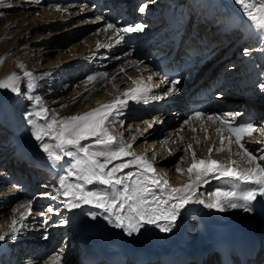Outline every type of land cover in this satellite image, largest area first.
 I'll return each instance as SVG.
<instances>
[{"label": "bare ground", "instance_id": "bare-ground-1", "mask_svg": "<svg viewBox=\"0 0 264 264\" xmlns=\"http://www.w3.org/2000/svg\"><path fill=\"white\" fill-rule=\"evenodd\" d=\"M48 1L49 0H0V4L3 6H8V8L14 7V9L20 8V10H18V13L20 14L19 18L16 20L10 19L6 24V31L8 28L12 27L10 28L9 32L14 31V35H17L19 36L18 38H20L21 35L25 36L35 28L40 30H45L46 28L58 29L65 19L62 16L59 20L56 19L58 15H61V12L60 10H57V4H50L53 1H58L60 3L64 0H51L50 4L46 6ZM70 1L72 2V5L76 3V0ZM89 1L93 2L92 9H94V7L96 8L97 5L99 6V2L101 0H84V2L81 1L79 6L88 7L87 2ZM4 2L6 3L2 4ZM140 2L143 3L142 5H147L146 10L143 13L136 9L138 7L133 6L139 5ZM122 6L125 7V10L127 11H122L119 21L122 19L121 23L123 22L125 24L124 26L127 27L131 25L133 19L135 20L137 18L138 20L141 18L140 24L145 25L143 31L131 32L127 35L124 33H122L124 35L116 34L109 38H104V33L102 32L98 38L88 37L83 45L73 44L74 46H72V49H70L69 52L67 51L68 53L66 54L65 51L57 47V49L50 48L48 53L39 50L38 47L40 45H45L48 47V45L51 46L54 43L58 44L62 40L56 36L54 38H49L47 34H42L38 35V37L35 39V41H39V39L42 40L39 43H33L30 45V47H28V44L24 45L27 51L21 58H16L17 51L19 49L17 50L15 48L18 45L15 41H9L4 44L1 42L0 59L3 60V63L0 64V79H3L8 74L15 72L20 77L19 87L22 86V83L29 84V81H34L36 83L37 87L32 88L33 97L37 95L40 96L42 98L43 107L45 105L46 97L49 94L53 95L51 98V104L56 105L53 107V114H57L58 118L77 115L90 111L101 104L111 102L127 89L133 87V80L135 79L144 80L149 86L156 85L158 84V80L156 79L157 73L161 71L160 77L163 79L167 78L169 81L170 79L168 77H171V75L165 72L166 67L170 64V68H174L177 64V61L181 57L180 55L185 53V50L182 48L178 49L176 52L174 49H172L173 30L181 28L180 31L179 29L178 31L183 33L188 28V32L191 33V40L199 36V32H202L201 36L204 38L203 43L195 46L193 54L187 57L183 62V70L180 71V75L175 78V80L187 83L189 78L181 76L182 72L184 69H187L188 66L194 64L198 59L204 57L205 60L201 62L202 69L197 74L199 76L201 72H206L207 70H210V72L208 76L203 78L202 83H199V85L195 86L201 87L202 91H194L195 93H192L184 98L189 94L188 91H190L191 85L188 83L186 86L187 89L185 90V92L188 93L184 92L183 96H180L181 93L179 95L178 91L174 95L171 93L168 96H164L165 91L168 92V90L172 87V84L169 81V83L163 84L167 86V89L164 92L161 91L162 88H160V84L159 87H153L152 90L155 89V91L151 90V92L147 93V103H145L143 100H129L127 107L121 110L122 115L120 117L113 116L109 118V120L111 119V122L114 123V129H111V133L113 134L120 130L121 126L118 125L121 124L123 119L128 120L129 124L134 123L131 122L133 120L129 117L128 111L134 112L135 110H141V108L143 109L146 106L153 105L152 107L156 108L154 111H158V113L150 115V118L142 122L143 124L140 128L141 131L138 133L130 132L128 138H125L122 135L123 133H120L116 141L117 144H119L121 141L124 143H131L133 137L136 138L141 134L143 141L140 143V145L138 144V147H135L132 144L130 151H134L137 154H146L147 159L153 161V167L158 177L167 179L169 185L172 187H180L189 181V173L184 171L182 176H176L173 171H170L169 169L167 170L166 165L159 164L161 162L159 157H162L161 155L165 154L169 148L173 150L179 144L177 140L178 138H167L168 135L165 130L163 131V129H161L157 131V126L159 125L161 119L159 118V111L161 112V110L164 109V115L175 116L176 114L179 115L183 112H181V106L185 105L183 108L185 113L183 114L188 115L190 110L185 108L189 105H202L203 102H205L203 97H199L198 94H207L206 87H210V78L213 75L218 74L217 76L220 79L219 85L222 86L228 82L225 90L231 89L228 93L223 92V94L228 96L230 95L233 98L238 97L240 100L244 101H239L242 102L240 104V109L236 110V108H234L231 112L241 114V112L248 109L244 114V119H249L253 113H255L254 118L259 114H262L261 116L263 119H257L260 124L259 127L261 126L260 129L258 128L259 133H262L261 130H264V126L262 127L264 124V91L259 88L256 89V94L253 93V95H251L249 93H244L246 95L245 96L243 95V90H240L243 87L244 79H247L249 75V73L246 75V77L241 75V73H246V67H244L245 64H247L251 69L252 77L254 79L250 82L248 81V83H264V50H261L264 49V42L261 41L257 30L252 27L250 20L244 14L241 7L235 3V0H202L198 3L197 0H120L115 4V6H111L110 4L111 9L116 7L115 11H119ZM132 7L135 8L134 11H138L136 16V12L132 11ZM111 15H114V13ZM132 15H134V18ZM244 21L248 22L250 27L245 28L242 23ZM162 22L164 25L166 24L165 27L161 25ZM29 23H32V25ZM173 24H176L174 28ZM213 26L215 27L212 28ZM14 27L16 29H14ZM155 29L156 31L160 30L161 32L157 33L156 37L152 39V36L155 35ZM120 36H123V39H120ZM222 37H226L229 42H218ZM147 39L151 40L148 41ZM186 42L188 45L186 48L188 51H190L194 45L189 48V41ZM212 46H214V49L221 48V50H217L216 52H213L212 55L205 57L206 53L212 49ZM231 47L234 48L232 54L239 50L238 54L236 53V57L231 55L232 57L230 58V56H228L230 52L229 49ZM33 49L37 51L35 54L32 53ZM55 49L57 50L55 59L47 61V54L51 53L52 50ZM240 49H242V51ZM245 49L249 50L248 55H245ZM156 50L160 51L158 55L164 57L163 61L157 64L151 59V57L156 55L154 54ZM126 53L127 55H125ZM171 54L174 55L169 59ZM61 55H65L63 60L58 58ZM149 56L150 58H148ZM108 59L110 60L109 62H107ZM232 59L233 65L238 67L241 71L237 73L235 70H233L231 73L225 74L223 67L229 65V61ZM144 60H147V63H145ZM21 64L23 65V68L19 66ZM77 66H79L80 69ZM121 68H123L124 71H120ZM32 69L37 70L34 72ZM230 69H234V67H230L229 70ZM89 70L91 73H94V75L91 73L88 74ZM25 71L30 72L32 76L25 77ZM82 71L84 72L83 74ZM101 73H107L108 75L106 77L97 75ZM75 74L76 76L79 75L83 77L87 74L86 78L81 81V84L78 83L80 85H75L73 81H68L71 76H74ZM149 75L152 76L151 81H147V77ZM162 75L165 78L162 77ZM55 76L56 79L61 78V82L59 84L58 80L56 83L53 81V77L55 78ZM88 76H97V78L93 82H88ZM205 83L207 86L204 90L203 84ZM67 86L71 87L70 91L67 90ZM54 87H57V93H54ZM43 90L45 93H43ZM59 91L62 93L66 92V94L63 96V94L58 93ZM156 96L163 97V99L157 100L152 98ZM251 97H256L257 100L252 99ZM169 98L173 100H169L168 103L164 101ZM175 98H177L176 101L174 100ZM23 100L24 99L21 98L20 93H13L10 89L0 88V133L3 135V133L9 132L11 135V138L9 137L10 140L7 141L8 143H6L9 145L7 147L8 149L0 152V168L3 170L1 173L4 172L7 177L14 179V182L19 184V186L16 185L18 186V189H8L5 186L1 187L3 180L0 182V198H2L0 199V205L5 203V201L10 200H17L15 203L17 206L26 205L27 202L31 200L29 196L31 192H34L36 189H41L43 192H39L37 190L36 198L44 199L43 201L45 203H43L42 206H46V210H48L49 206L56 210L54 212L48 213V217L53 218V216L59 215L62 217L63 221H66V223L71 222V228L69 231L70 240H66L65 242L72 245L71 250L73 253L67 252L66 245L62 246L60 264H62V262H66V264H155V256H161L162 252H168L166 257L174 261L175 264H214L210 255H207L205 258L202 257L196 262L184 260V255L186 253H192L193 255L199 257L203 252V245H208L210 241H213L229 230H245L255 232L259 236L262 246L256 257L248 262V264H264V214H259L257 210L258 205L264 206V197L260 196H258L257 199L253 201V211L251 212H245L242 209H230L226 206L225 211L221 212L217 209L207 208L204 204L195 202L189 203L181 210V213L177 217L174 225L171 228V231L164 232L161 231L156 225L145 224L140 229V236H137L133 233L130 236L131 238H128V240L131 241L130 243L123 242L125 235L117 232L118 229L106 219L105 225L109 229L108 234L115 235V237L112 236V238L114 237L113 239L111 238V240H109L107 234L103 232V228L86 224L89 221V216L81 211V207L69 208L65 206L64 202L69 198L64 197L61 194L63 190L59 184L60 177L66 176V182L70 184L80 183L81 181L75 175H73V179H68V175L64 170V163L62 164V160L54 162L49 159L48 155L43 150H36V145H41L42 143L54 144L55 141L50 137H44L43 141H37L35 137L28 133V119L39 117L35 115L27 117L24 115L22 118H20L19 115L15 114L13 109L15 103L21 102L20 105H23ZM231 102L232 101L225 103V105H222V107L229 106ZM239 102H237L236 105L239 104ZM31 103L32 107L30 112L35 113L39 106L35 104L34 99L31 100ZM219 105L221 104L219 103ZM170 106H173V108L166 111L165 108ZM175 108H177V110H175ZM53 114L49 115L48 112L49 117H51ZM134 115L138 114L132 113V116ZM207 117L208 115H204V117L199 120L195 119L194 117H190L189 123L186 124L188 129L191 130V133H187L186 137L184 133H182L183 135L180 138L181 141H179L183 142L184 146L188 147L189 144L193 146L192 149L188 150L189 155L191 156L192 151H194L198 160H206L210 156L212 160H216L221 163H230L235 161L233 167L237 168L238 170L255 167V164H249L247 161L240 164L238 163V159H234V157L237 156L235 151L237 148H239L235 142L232 144L234 146L231 147V150L234 149V152L222 157H230V159H226L228 161H222L219 155H223L224 152L226 153L230 151V144L228 143L227 139L224 141L226 142V151L217 152V150H214V153H209V148H213L216 144V149H218L221 143L218 140L215 141V124H212V122L209 121ZM238 117L239 116L236 118ZM175 119L177 118L174 117V120ZM241 120V117H239L238 121ZM153 121L156 122H154V126L150 128L148 127V124L145 123H153ZM108 123V121L105 122V127H107ZM177 124L180 125L179 121ZM235 125L239 124L235 123ZM137 126L138 124L136 123L135 128ZM145 129H147V131H145ZM169 129V131L173 130L171 126ZM192 129H195L196 131H193ZM184 131L186 132V130L183 129L182 132ZM194 133H197L195 134L196 137L200 135L199 138L201 141L203 139V144H200V148L198 147V149L202 148L203 152L201 151L202 153L199 152V154L196 149L197 143L193 145V142L189 140L190 137L192 138ZM205 133L209 135L208 138L205 137ZM259 133L248 136L246 142H244V146L247 149H253L258 146V142L260 140H263L261 143L263 154L261 151V155L258 153L256 162L260 163L261 166L264 167V161L259 160V157L264 155V134H261L262 137L260 138ZM178 134L180 133L178 132ZM220 135L221 134H218L219 140ZM222 135L227 137L230 135V133H228L226 130L222 133ZM94 140V137H89L86 140H82L81 145L93 146V150H99V148L94 146ZM232 140L235 141L234 136L232 137ZM3 148H5V146ZM242 150H240V152L238 151L240 153L238 156L244 155L241 154ZM63 158L66 159V157ZM129 159H132V157H122L120 159L113 160L110 168L115 167L117 164H123ZM188 163L189 167L192 163V158L188 159ZM69 171H71V168H69ZM139 171H141V169H139L136 165H131L128 168H122L121 171L117 173V176L123 177L127 176L129 172L133 173V175L125 181V183L127 182L128 184H131L133 180L137 179V173ZM40 178H42L43 182L38 184L37 181ZM204 179H206L207 182L199 183L194 200L203 199L206 202L209 200L207 194H201L203 191H205V188H207L209 184H223L224 182H228L230 188H234L238 192L247 191L250 188L255 187L253 184L240 181L235 177L219 176L218 173H210ZM98 184L99 182L94 181L92 184L85 185V188L86 190H98L100 188H98ZM35 186L36 188L34 189ZM121 187L122 186L119 185L116 186L117 189ZM49 195H51L50 200L48 199ZM153 195L160 197L161 199H167L164 190L155 186H151V194L148 196V199L151 200ZM38 205V203L35 204V202H32L31 210L33 209V206L36 207ZM3 207L0 206V215L4 210H2ZM23 208L25 210L24 212H26L27 209L25 207ZM62 209L65 210L64 213L62 212ZM33 213L35 212L32 211V215ZM98 213H100V216L102 217L106 216L105 213H101V211H98ZM158 223L164 224L166 222L161 220L158 221ZM64 224L60 226V228H63V226H65ZM26 235L27 234L22 232L17 234L16 238L12 239L14 244L13 247H10V244H7V241L9 243V240H11L8 237L5 238V240L0 241V250L3 251L4 256L7 255L9 251H11L10 255L12 258H15L17 254H21L23 252H29L30 255L33 251L37 250V247H41L40 242H31L32 244L30 245L28 244L29 242H25L26 239H23L22 237ZM137 240L142 241L138 242ZM152 254H154V256H151Z\"/></svg>", "mask_w": 264, "mask_h": 264}, {"label": "snow or ice", "instance_id": "snow-or-ice-1", "mask_svg": "<svg viewBox=\"0 0 264 264\" xmlns=\"http://www.w3.org/2000/svg\"><path fill=\"white\" fill-rule=\"evenodd\" d=\"M243 10L244 14L248 17L252 27L257 30L260 35L261 41L264 42V0H235ZM147 5H142L139 11L143 13L146 10ZM57 10H62L57 6ZM66 11V9H64ZM102 17H97V20H102ZM145 25L136 24L134 26H127L122 29L116 28L115 25L109 23L106 29H112L116 34L131 33L143 31ZM123 39V36H120ZM264 50V49H261ZM245 55L249 54V50H244ZM127 55V53L125 54ZM3 60L0 59V64ZM23 68V65H19ZM120 71H124L123 68ZM101 77H106L107 73L97 74ZM25 77H31L30 72H24ZM97 76H88L87 81H95ZM131 79V78H130ZM152 76L147 77V81H151ZM20 77L17 73L13 72L0 79V88L10 89L13 93H20L19 87ZM161 83H169L167 78L163 79ZM172 87L168 92L164 93V96H168L173 92L178 91L176 85L178 80L170 82ZM29 87H37L34 81H29ZM153 87H159V85L149 86L144 80H133V87L127 89L120 96H117L109 103L101 104L90 111L58 118L57 114L48 116L49 110L42 105V98L40 96L30 97L34 99L35 104L39 106L35 113H26L27 117L35 115L45 122L37 124L33 120H29V123L35 124L33 129V136L37 141H43L44 137H50L55 141L54 144L42 143L41 147L43 151L48 155L49 159L58 162L63 157H72L73 162L71 164V171L67 175L78 176L80 183H67V177L62 176L59 179V184L64 197H68L64 203L66 207L78 208L81 204H93L95 207L103 209L108 215L105 219L109 220L116 228L123 229L128 235H132L135 232H139L145 225H156L161 231H171L177 217L180 215L181 210L185 208L189 203L204 204L207 208L217 209L218 211H225V206L230 209H242L245 212L253 211V201L258 196L264 197V167L260 163H257V157L249 152L244 144L241 142L242 136H251L257 129L252 123H242L234 125L235 118L240 113L227 112L222 115H209L207 119L213 122H219L221 127L216 129L220 135L221 147L215 149L217 151H223V142L227 139L228 143H233L232 137H235V143L240 148L244 149L245 155L248 157L247 162L249 164H255V167H249L243 170H238L233 167L235 161L230 163H221L216 160H212L209 156L208 159H197L196 153L192 151L191 165L185 170L177 168V171H187L190 179L187 183L180 187H172L169 185L167 179L158 177L153 167V161L147 159L146 154H137L134 151H130L132 148L131 143H124L121 141L117 144L116 137L111 133L110 129L105 127V122L110 117L121 115V110L127 107L129 100H143L148 102L147 93L151 92ZM259 88L264 91V83L259 84ZM153 99H163V97L156 96ZM203 112L194 113V118L199 120L204 117ZM156 122V121H153ZM148 127H152L151 122H145ZM189 123V121H185ZM195 131V129H192ZM227 130L230 133L225 137L222 133ZM147 131V129H145ZM264 134V130H261ZM89 137H94V146L99 150H93V146L81 145L82 140H86ZM136 138L133 137V140ZM192 145H188V149H192ZM214 149L209 148V153ZM230 150V149H229ZM122 157H132L123 164H117L115 167L109 168V164L113 160L120 159ZM259 160L264 161V156L259 157ZM131 165H136L141 171L137 173V179L133 180L131 184L125 183L133 173L129 172L127 176L118 177L117 173L122 168H128ZM210 173H218L223 177H235L240 181L251 183L256 187L250 188L247 191H236L234 188L231 190H225L217 188L214 192L209 194V200L206 202L203 199H195L197 193V187L200 182L206 183L204 179ZM94 181L99 182L101 185L108 186L113 191L104 190H86L85 185L92 184ZM122 186L117 189L116 186ZM151 186L162 188L167 196V199H161L155 195L149 200L148 196L151 194ZM56 198V197H53ZM32 201L29 200L25 207L27 212L20 214V219H13L9 225V232L0 234V241L9 239H15L17 234L22 231L23 221L26 216L32 215L31 212ZM49 213L54 212L51 206H49ZM95 219V214H91ZM165 221L166 223L160 224L158 221ZM21 227L18 228L17 224ZM65 223V221H61ZM48 264H60V256L56 255L50 259Z\"/></svg>", "mask_w": 264, "mask_h": 264}, {"label": "rangeland", "instance_id": "rangeland-1", "mask_svg": "<svg viewBox=\"0 0 264 264\" xmlns=\"http://www.w3.org/2000/svg\"><path fill=\"white\" fill-rule=\"evenodd\" d=\"M50 1L51 0L48 1V3L46 4V6L50 4ZM119 1L120 0H104V3L101 6V9H100V5L99 6L97 5L96 8L94 7L95 10L92 9L93 2H90V1L87 2L88 7L82 6L83 8L81 6H79L81 4L79 2L72 5L71 4L72 2L70 0H64L63 2H60V3L58 1H53V2H51L50 5L57 4L59 6V8L62 9V10H60L61 15L60 16L58 15L56 19L59 20L60 17L62 16L65 19L64 20L65 22L63 21L61 23V26L58 29H55V28H46L45 30H40V29L35 28L34 30H32L30 33H28L25 36H22L21 35L20 38H18L19 36H17V35L15 36L14 35V33H15L14 31H10L9 32L10 28H12V27L8 28V30H7L8 32L6 31V29H7V27H6L7 25L6 24L9 22V20L10 19H13V20L15 19L16 20L17 18H19V15L20 14L18 13V10H20V8L19 9H14V7L8 8V6H3V5L0 4V43L2 42V44H4V43H7L9 41H11V42H14L15 41L18 44L15 48L17 50L19 49L18 51L16 50L17 51L16 58H21L23 55H25V52L27 51V49H25V47H24L25 44H28L29 45L28 47H30V45H32L33 43H36L37 44V43H39L42 40L39 39V41H35L36 37H38V35L47 34L49 38H54L56 36V37L62 39L59 42L60 44L59 43L58 44L57 43H54L51 46L48 45V47H46L45 45H40L38 47V49L41 50L42 52H47L48 53V51L50 50V48H56L57 47V48H60L61 50L65 51V54H66V53H68L70 51V49H72V46H74L73 44L83 45L84 42H86V40H87L88 37H90V38L97 37L98 38V36H100L102 32L104 33L103 34V37L104 38H109V37H112V36L116 35V33L112 29L105 30L107 24H109V23L115 25L116 28H119V29L124 28L125 27L124 26L125 24L123 22L121 23L122 19H120V21H119V17L121 15L122 11H124V12L127 11V10H125L126 8L122 6L121 9H119V11L118 10L115 11L116 7H113V9L110 8V4H111V6H115V4L117 2H119ZM140 1H144V0H140ZM5 3L6 2H4L2 4H5ZM142 4L143 3L140 2L139 5H133V6L140 8L142 6ZM70 5H72V6H70ZM65 8H66V11H64ZM138 8H136V9L139 10ZM47 9H48V7H47ZM134 9L135 8H133L132 11L133 12H136V14H135V16H136L138 11L137 10L134 11ZM111 12L114 13V15H111L112 14ZM117 12H119V13H117ZM97 17H102L103 19L102 20H97ZM132 17L134 18V15H132ZM136 20H137V18L135 20L133 19L132 21H136ZM163 22H162L161 25H164ZM29 24L32 25V23H29ZM136 24L137 23H135V25ZM214 27L215 26H213L212 28H214ZM14 29H16V28L14 27ZM52 32H55V33H52ZM199 33H200V35H202L201 32H199ZM120 34H122V33H120ZM124 34L127 35L128 33H124ZM124 34H122V35H124ZM154 37L155 36L153 35L152 36V39ZM147 40L149 41L151 39H147ZM56 49L55 50H52L51 53L47 54V56H46V60L47 61H51L52 59H55V55L57 53V50ZM36 52H37L36 50H34V49L32 50V53L33 54H35ZM238 52L239 51L234 52L232 54V56H235L236 57V55L238 54ZM158 53H157V51H155L154 54H156V55L153 56V57H151L152 61L156 62V64L159 63V62H162L163 61V58H164V57H161L160 55H158ZM64 56L65 55H61L58 58L61 59V60H63L64 59ZM148 58H150V56ZM109 61L110 60L108 59L107 62H109ZM146 61L147 60H144L145 63H147ZM111 66H114V65H111ZM77 67L79 68V66H77ZM178 67H179V65H178ZM36 70L37 69H32V71H34V72H36ZM198 70H199V66H197L196 68H191L189 70V72L186 74L187 77L189 76V80H188L187 83H185V82L183 83V82H180L179 81V83L177 84V87L176 88H178L179 94L181 93L180 96H183L185 90L187 89V87L185 88V86H187L188 83H190V85H191L190 91H188L189 94L186 95L184 98H186L187 96H189L192 93L202 91V88L201 87H195L196 85L194 83V80L198 77V74H196L198 72ZM89 71H88V74L91 73V71L90 72ZM160 72L157 73V76H156V79L158 80V82H157L158 84H156V85H159L160 84L161 85L160 88H162L161 91L164 92L167 89V86L166 85H163V84H166V83H161V81L163 80V78L160 77V75H161ZM83 73L84 72L82 71V74ZM91 74L94 75V73H91ZM178 74H180V70H179V73ZM194 74H196V77L195 78H194V76H195ZM86 75H84V77H83V76H79V75L76 76V74H75L74 76H71V78L68 81H71V82L73 81L75 83V85H77L78 83L81 84V81L86 78ZM219 76H222V75H219ZM162 77H164V76L162 75ZM217 77L218 76H216L215 81H219L220 80L219 77L218 78ZM168 78L170 79V77H168ZM175 78H177V77H175ZM175 78H174V80H175ZM55 79H56V76H55V78L53 77V81H55V83H56L57 80L59 81L58 84L61 82V80H60L61 78H59V79L57 78L56 80ZM64 81H66V80H64ZM24 84L25 83H22V86L20 87V95H21V98L24 99L23 102H22L23 105H20L21 102H16L15 103V106L13 108L15 114L16 115H19L20 118H22L24 115H26V113H29L30 110H31V107H32V103H31V100L32 99H30V97H33L32 87H29L28 86L29 84H25V85ZM80 84H78V85H80ZM197 85H199V84H197ZM217 85H219V84H217ZM108 87H109V85H108ZM181 87H183V88H181ZM70 88L71 87L69 86L67 88V90L70 91ZM216 88H218V86H216ZM257 89H259V88H257ZM56 90H57V87H54V91H55L54 93H57ZM152 91H155V89L152 90ZM176 92L175 93L173 92V95L176 94ZM188 92H185V93H188ZM43 93H45L44 90H43ZM58 93L59 94H63V96L66 94V92H63L62 93L61 91H59ZM247 93H249L251 95H253V93L256 94V89L254 91H248L245 94H247ZM245 94L243 93V95H245ZM48 96L45 99V105H44V107L49 110V115H50V114H53L54 113L53 107L56 106V105L51 104L52 103L51 102V98H52L53 95H50L49 97ZM255 96H257V95H255ZM177 98H175L174 100L176 101ZM251 98L252 99H256V97H251ZM209 99L211 101H214V102L211 103L213 105V108H211L208 111V113H207L208 116L209 115H222L223 113H226L228 111L231 112L234 108H236V110H238L241 107L240 104L242 102H244V101L240 100L238 97L231 99V97H229L228 95L223 94V93H221V91H216V90H213L210 93V98ZM218 100L221 101V102H223V104L221 102H218V104H217V101ZM230 101H232V102H231V104L229 106L222 107V105H225V103L230 102ZM239 101H242V102H239ZM249 101H252V100H249ZM205 102L207 104L209 101H206L205 100ZM205 102H203V103H205ZM237 102H239V104L236 105ZM245 102H248V101H245ZM219 103L221 105H219ZM216 104H217V106L218 105L219 106L214 108V106ZM232 105H236V106H232ZM152 106L153 105L146 106L145 108H143V109L141 108V110H139V109L138 110H135L134 112L128 111L129 112L128 113L129 114V117L133 120L131 122H134V123H130L129 124V121L128 120L123 119L122 122H121V124L118 125V126H121L120 130L118 132H116V133H113V135L116 137V139H118L120 133H123L122 135L125 138H128V135H129L130 132H132V133H138L139 131H141L140 128H141V126L143 124L142 122L144 120L150 118V115L155 114V113H158V111H154V110H156V108H154ZM171 108H173V106H170L168 108H165V110L168 111ZM175 110H177V108H175ZM243 112H241V113H243ZM132 113H135V114H138V115L132 116ZM164 113H165L164 112V109L161 110V112L159 111V118H161V119H160L159 125L157 124L158 125L157 126V129H158L157 131H159L161 129H163V131L165 130V132L168 135L167 138H170V137H176V138H178L177 140H178V142H179L180 145L178 144L177 147L174 148L173 150L169 148V150L167 152H165V154L161 155L162 157H159V159H161V162L159 164L166 165L167 166V170L169 169L170 171H173L176 176L177 175L182 176L184 171H177V168L186 169L188 167V164H189L188 163V159L191 158V156L189 155V151H188L189 149H188V147L187 146H184L183 145V142H180L181 141L180 138L183 135L182 133H184L185 137L187 136V133H189V134L191 133V130L188 129V126L185 123V121H190V118H187V116H185V115L183 116L181 114V117L182 118L179 117V120H178L177 114L175 116H172V115L171 116H168V115L166 116V115H164ZM254 114L255 113H253L249 117V119H245V120H252V119H258V118L263 119V117L261 116L262 114L261 115L259 114L255 118H254ZM121 115H119L118 117H120ZM174 117H176L177 119L174 120ZM30 119L33 120V121H35V123H37V124H42V123L45 122L43 119H39V118H30ZM30 119H28V122H27L28 123L27 131H28V133L30 135L33 136L32 133H33V129L35 127V124L29 123V120ZM238 119H239V117H238ZM238 119L235 120V122H240V121H238ZM178 121H179L180 125L177 124ZM108 122L109 123L107 125V128H109L110 131H111V129L114 126V123L111 122V119L108 120ZM211 122H212V124L213 123L215 124V128H214V132L216 133V134L214 133L215 134V139H216L215 141H217V140L220 141L219 138H218V133H217L216 129L218 127H221V125L219 124V122H213V121H211ZM235 122H234V125H235ZM136 123L138 124V126L135 128ZM256 123L259 124L258 121H256ZM154 124L155 123L153 122L152 123V127L154 126ZM258 124L256 125V129L257 130L255 132H253L252 135H256L257 133H259V129L261 128V126L259 127L260 124L259 125ZM170 126L173 128L172 131H169L170 130L169 129ZM263 126H264V124L262 125V127ZM181 129L182 130L183 129L186 130V132L185 131L182 132ZM178 132L180 134H178ZM0 134H1L0 135V145H1L0 146V152H2L5 149H8L7 147L9 145L6 144V143H8L7 141L10 140L11 135L9 134V132L3 133V135H2V133H0ZM195 134H197V133H194L193 136H192V138L190 137L189 140L191 142H193V145L197 143L196 149H197L198 154H199V152L200 153L203 152V149L202 148L201 149H198V147L200 148V144H203V139L201 141L200 138H199L200 135L196 137ZM261 134L262 133H259L260 138L262 137ZM205 137L208 138L209 135L205 133ZM247 138H248V135L242 136L241 142L243 144H245L244 142H246ZM142 141H143V139H142L141 134H140L139 136L136 137L135 140H132L131 141V144H133V146H135V147H138V144L140 145V143ZM224 141H226V140H224ZM262 142H263V140H260L258 142V146L256 147L257 149L256 148H253V149H247L246 148V149L249 152H251L254 156L256 155V157H257L258 156V153H260V155H261V152H262V145H261V143ZM213 144H214V142H213ZM232 144H234V141L229 146L230 147V151L229 152H226V153L224 152L227 149L226 148V142H223V148H224V150L223 151H217V152H224L223 155L222 154L219 155L220 156V159L222 161H224L226 159H230V157L229 158H222V157L223 156H227L229 154H232L234 152V149L231 150V147L234 146ZM256 144H257V142H256ZM2 146L3 147L5 146V148H3ZM221 146L222 145H220L218 147V149ZM213 149L214 150L216 149V144L214 145ZM36 150L37 151H41L43 149H42L41 145H36ZM214 150L211 153H214ZM240 150H242V148H240V147L237 148V150L235 151V154L237 156H235L236 158L234 157V159H238L239 161L241 159L242 162L241 161L240 162L238 161V163L241 164V163H245L248 160V157L245 155L244 149L241 152V154H244V155L238 156L240 154L239 153ZM262 154H263V152H262ZM72 161L73 160L70 157H68V158L66 157V159L62 158V164L64 163L63 164V167H64V170H65L66 174L68 173L69 168H71ZM226 161H228V160H226ZM111 164H109V166H108L109 168L111 167ZM2 171L3 170H1V168H0V182H2V180H3L2 184H1V187H4L5 186L8 189H10V188L18 189L19 184L18 183H15L14 182V179L7 177V175L4 172L1 173ZM69 176H71V175H68V179L69 180L73 179V175L71 177H69ZM77 178H78V176H77ZM40 182L41 183L43 182L42 178H40L37 181L38 184H41ZM30 184H31V182H30ZM217 184L216 183L209 184V186L207 188H205V191H203L201 194H205V195L207 194V196L209 197V194L212 193V192H214L217 188H220L221 187L222 189H226V187H229V189H233V188H230L228 182H224L223 184H218V185ZM16 185H18V186H16ZM253 186L256 187V185H254V184H253ZM15 187H17V188H15ZM35 188H36V186L34 187V189ZM98 188H99L98 190H104V191H109V192L113 191V189H110L108 186L101 185V184H98ZM8 189H6V190H8ZM37 190L38 189L35 190L36 192L35 191L34 192H31V194L29 196H30V199H31L32 202H35V204L38 203L39 205L36 206L37 208L33 206V209L31 210V212L32 211L35 212V213H33V215H30L29 217L26 216V218L23 221V228H22V231L21 232L28 235V236L26 235V236H23L22 237L23 239H26L25 242H29L28 243L29 245L32 244V243H34V242H40L41 243V247L40 248L37 247V250L33 251L30 255H29V252H23L21 254H17L15 256V258H12V256L10 255L11 251H9L7 253V255L4 256L3 251L0 250V264H48V262L50 261V259L52 257H54L56 255H59L60 256V254L62 252V249L61 248L64 245H66L67 252L73 253V251L71 250L72 245H70V243L67 244L65 242L66 240H70L69 231H70V228H71V225H70L71 222H67L66 223V221H65V224L64 223H61V221H63V220H62V217L59 216V215L53 216V218H49L48 217L49 215H47L49 212L45 209L46 206H42L43 203H45L43 201L44 199L43 198L42 199H37L36 198ZM38 191L40 192L42 190L39 189ZM45 192H47V191H45ZM50 198H51V195H49L48 199L50 200ZM0 199H2V198H0ZM16 202H17V200H14V201L10 200V201H5V203H3L4 205L3 204L0 205L2 207L4 206L2 208V210L3 209L4 210H3L2 214L0 215V234L8 233L9 232V225L11 224L12 220L13 219L19 220L20 219V214L25 211L23 207H20V205L17 206L15 204ZM80 207H81V211H83L84 214L86 213V215L89 216V221L86 224H88V225H94V226H97L98 228H103V232L105 234H107V237H108L109 240H111L112 236L115 237V235L108 234L109 233V229L105 225L106 224V222H105V220H106L105 219V216L102 217V216H100V213H98V211H101V213H105L103 209L97 208L93 204H81ZM62 212L64 213L65 210L62 209ZM91 214H95V219H93V217H92ZM105 215H108V214L105 213ZM32 217H34V218H32ZM63 224L65 226H63V228H60V226H62ZM101 225H102V227H101ZM17 227L20 228L21 225L18 223L17 224ZM117 229H118L117 232L125 235V237L123 239V242L130 243L131 241L128 240V238H131L130 237L131 235H128L123 229H120V228H117ZM134 234L137 235V236H140L141 232L140 231L139 232H135ZM109 236H110V238H109ZM7 240H9V239H7ZM28 240H30V241H28ZM137 241L138 242H141L142 240H137ZM7 244H10V247H13L14 246L12 239L9 240V243L7 241ZM151 256H154V254H152ZM62 264H66V262H62Z\"/></svg>", "mask_w": 264, "mask_h": 264}]
</instances>
